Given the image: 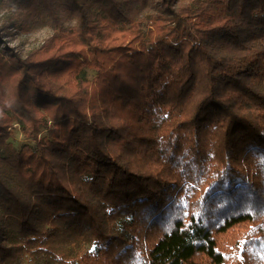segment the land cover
<instances>
[{
	"label": "trees",
	"instance_id": "16d2710c",
	"mask_svg": "<svg viewBox=\"0 0 264 264\" xmlns=\"http://www.w3.org/2000/svg\"><path fill=\"white\" fill-rule=\"evenodd\" d=\"M12 2L53 32L0 46V264H264V0Z\"/></svg>",
	"mask_w": 264,
	"mask_h": 264
},
{
	"label": "rangeland",
	"instance_id": "374dc122",
	"mask_svg": "<svg viewBox=\"0 0 264 264\" xmlns=\"http://www.w3.org/2000/svg\"><path fill=\"white\" fill-rule=\"evenodd\" d=\"M60 16L62 18L63 26H72L75 23V17L69 16L68 12L59 9ZM24 15L23 9L18 8L13 4L12 0H0V46L2 42L5 46H8L14 50L19 56L25 57L30 51L39 47L42 42L49 37L53 28L48 19L39 21V24L30 25L28 28H22L19 25L20 18ZM147 40V39H146ZM83 75L88 80H93L98 71L92 68L83 67ZM33 96L35 103H39V98ZM8 115L11 117L10 125L8 127L9 139L8 141L16 149L27 148V146H34L36 141L32 139V136L26 135L22 131V126L18 122L16 112L11 109V106H4L0 103V116ZM48 125H52V121L48 119ZM48 138V131L46 128H40L37 133V139ZM247 227H238L225 234L222 240L225 241V245L232 243V240L239 238L246 230ZM91 250V246L88 244L85 246L84 251ZM19 264H41L40 261H33L28 257L22 260ZM69 264H76L71 262Z\"/></svg>",
	"mask_w": 264,
	"mask_h": 264
}]
</instances>
